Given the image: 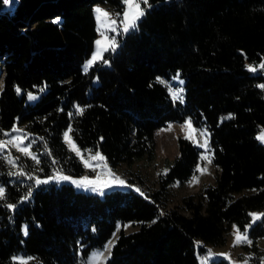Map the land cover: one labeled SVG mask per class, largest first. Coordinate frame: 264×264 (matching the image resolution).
<instances>
[{
    "label": "trees",
    "instance_id": "16d2710c",
    "mask_svg": "<svg viewBox=\"0 0 264 264\" xmlns=\"http://www.w3.org/2000/svg\"><path fill=\"white\" fill-rule=\"evenodd\" d=\"M96 3L118 11L125 5L19 0L10 12L0 0V131L24 125L25 144L39 160L0 155V264H22L16 256H34L38 264L86 260L118 225L103 264H200L205 246L223 244L232 223L247 232L241 247L248 259L262 264L264 213L252 224L250 214L264 208V144L256 137L264 126V0H148L136 27L104 53L107 63L85 72ZM177 73L182 102L159 80ZM42 87L34 103L26 102L27 90ZM186 120L205 129L216 173L179 206L164 209L169 185L194 176L202 152L185 136L158 171L157 187L144 193L115 187L99 195L69 181L35 183L54 172L85 171L65 143L67 129L81 152H99L114 168L152 159L156 130ZM128 222L137 229L124 232Z\"/></svg>",
    "mask_w": 264,
    "mask_h": 264
},
{
    "label": "rangeland",
    "instance_id": "374dc122",
    "mask_svg": "<svg viewBox=\"0 0 264 264\" xmlns=\"http://www.w3.org/2000/svg\"><path fill=\"white\" fill-rule=\"evenodd\" d=\"M18 2H19V0H9V3H6L4 0V6L10 12H13L15 10ZM97 7L102 9L104 12H107L110 15L111 19L116 21V23H115V25H113V27H115L117 30L116 31H106L105 35L107 37L114 39L116 41V44H117L118 34L123 33V31H122V24H123L122 17H123V13L125 10V5L121 11H118V10L114 9L113 7L106 5V4H100V3L94 4L93 10H94L97 34H96V37L94 39L93 51L91 52V55L89 56V58L84 62L83 66L85 65V63L88 60H90L92 55L95 53L96 48H97L96 42L98 40L99 41L104 40V37L101 36V26H100V24L96 18L95 9ZM141 8H142V4H141ZM105 52L106 51L103 52V60L102 61L106 64L107 59L104 58ZM248 66L252 67L250 64H248ZM176 76H177V74L173 75L168 80L163 78V77H159V80L163 81L167 85L168 89L171 88L173 91H176V90L182 88V85H183V83L182 84L179 83V81L176 79ZM179 80L183 81V78L179 76ZM0 89H1V82H0ZM41 89H43V90L41 91ZM45 90H46V88H44V87L39 88V90H37V91L27 90L25 92L26 102L34 103L39 98L41 93H43ZM21 91H20V93H21ZM28 93H31L35 97V99L29 100L28 99ZM186 122H188V120H186L183 123H177V122L171 121V122H168L165 126H162L156 130V132H155V152H154V156L152 159H148L147 157H142L140 159L135 160L132 164L120 163L119 165H117L114 168L108 166L106 161H104V163L107 164V169L103 168L102 166H96L98 164V162L94 161L92 163L95 166V170L93 171L91 168L85 167V171L80 176H70V175H67V174L62 173V172H54L50 177L41 178L40 180L46 179L49 182L50 181H56V182L69 181L72 183L73 180L79 181V180H82L84 178L96 180L99 177L101 179V181L103 182V180L107 179V176H106L107 170H110L111 173L114 174V176L119 177L120 179L124 180L125 184L127 186H119L115 180L112 181V184H113L112 187H103L102 184L101 185H94L92 187H85V186L77 187L76 184H74V183L73 184L81 190H84L87 192L98 193L99 195H102L106 190L111 189V188H115V187H119V188L131 187V188H134L136 190L138 189L140 192L144 193L146 191H149V190L157 187L156 181H157L158 171L165 167V165H166L165 160L166 159H168V160L172 159L177 154V137L178 136H185L186 137V135L188 134V130L183 127ZM13 128L18 129L19 131L13 132L12 131ZM192 128L195 129V140H193V139L192 140L198 146H199V144H203L205 142V139L207 140V135H206V137L202 136L201 132L206 133L205 129L198 128V127H195L193 125H192ZM68 131H69V129L65 130V132H68ZM65 132H64V134H65ZM5 133H8L9 135H5ZM261 134H264V126H261L258 129V131L256 133V137L261 135ZM17 135H20L24 138V145L23 146H27L25 144V139L28 137L29 133L27 131H25L24 125H19V124H15L10 130L0 131V141H8L10 139H14ZM71 140H72V138H71ZM262 143L264 144V142H262ZM76 147H77V145H76ZM200 148L202 149L201 161L197 165V169L198 168L203 169L204 170L203 174H201V172L197 171V173L194 176H192L187 182H185L183 184H179L177 182L170 184L169 185V199L166 202V207L164 209L179 206L182 196L189 194V193H196L203 184L211 183L214 181V176L216 173V167H215V165L212 164V162L209 163L208 160L203 159L204 156H208L210 158V152H209V150L206 151L203 147H200ZM6 154H10V155H13L16 157V156H19L21 153L18 152L16 150V148L12 147L11 145H6V147L2 151H0V155H6ZM89 154H94V153H88V154L83 153L84 158L87 159ZM15 168H16V171H20L18 167H15ZM57 175L68 176L69 180H57L55 178ZM193 177H197L198 182L193 183L192 182ZM263 213H264V208L251 211V214H259L260 217L262 216ZM250 223L251 224L253 223L252 218H251ZM233 226H235V228L238 229L237 226L234 223H232L230 226V229L227 233L225 242L221 245L211 246V249L208 246V248H206L204 251V252H206L207 259L200 260V261L207 262L208 264H214V263H212V260L218 259V258H224L229 262V264H254L248 259L247 254L243 251V249L241 247V244L244 242H241L239 244L235 243V229ZM119 228H120V225H118L116 231L113 233L112 238L107 242L106 246L110 242L111 243L114 242V239L117 236ZM121 228L124 232H131V231L137 229V225L134 223L128 222V223L123 224L121 226ZM240 234L243 235L244 232L240 231ZM246 235H247V232H246ZM247 241H248V237H247ZM247 241H245V242H247ZM258 244H259V246L264 248V237H260L258 239ZM106 246L104 248L105 250L103 249L104 251L103 250L102 251L93 250L90 253V255L87 257L86 260H79L73 264H90V261L92 260V257L94 254H102L103 260H102L101 264H103L104 260L110 254V252L108 251ZM216 251L219 253H216ZM15 259L21 261L22 264H32V262H35L38 264V260L34 256H16ZM202 262H201V264H202ZM262 264H264V262H262Z\"/></svg>",
    "mask_w": 264,
    "mask_h": 264
},
{
    "label": "snow or ice",
    "instance_id": "6c2138e0",
    "mask_svg": "<svg viewBox=\"0 0 264 264\" xmlns=\"http://www.w3.org/2000/svg\"><path fill=\"white\" fill-rule=\"evenodd\" d=\"M5 2L9 3V0H5ZM124 3H125V10H124L123 17H122V21H123L122 31L124 33H127L130 29H133L136 27V22L144 15V9L141 8V4L147 5L148 0H124ZM95 13H96V18L101 26V36L104 37V40L103 41L98 40L96 42L97 48H96L95 53L92 55L90 60H88L85 63L83 67V70L85 72H87L97 61L103 60L104 51H108V50L114 51L115 47L117 46L116 41L114 39L107 37L105 35L106 31H116L117 30L115 27H113L116 21L111 19L110 15L107 12H104L99 7L95 9ZM260 67L264 68V64L260 65ZM248 70L255 71L256 69L253 67H249ZM176 79L179 81L180 84L183 83L182 80H179L178 73H177ZM160 82L164 83L163 81H160ZM42 90L43 89H41V91ZM16 91L19 94L21 90L17 88ZM182 91H183L182 88L176 91H173L171 88H169V93L170 95H172L173 99L180 100L181 102L183 99L181 95ZM28 99L32 100V99H35V97L31 93H28ZM77 112L82 114L83 109L78 107ZM183 127L188 130V134L186 135L185 138L195 140V129L192 128L191 121L186 122ZM12 131L18 132L19 130L16 128H13ZM70 132H71V129H69V131L65 132L64 134L65 143L68 144L69 150L75 152L76 155L80 157L81 163H83V165L86 168H91L93 171L95 170V166L92 163L94 161L98 162L96 166H102L103 168L107 169V164L104 163L105 158L99 152H96L94 154H89L88 158L85 159L83 153L76 147L75 142L71 140ZM5 135H9V134L5 133ZM201 135L206 137L207 134L205 132H201ZM257 139L260 140L261 142H264V134L257 136ZM6 145H11L12 147L16 148L18 152L22 153L25 156H30L34 161H36V163H39V160H37V158L34 155H32L30 151V147L23 146L24 138L22 136L17 135L14 139H10L8 141H0V151H2L6 147ZM199 146L203 147L207 151L208 150L207 140L205 139V142L203 144H199ZM203 159L208 160V162L211 163V160L208 156H204ZM8 163L12 165L13 167L15 166V161H13L10 157L8 158ZM53 163H55V161H53ZM197 171L203 174L204 170L198 168ZM19 175H24V173L20 172ZM106 176H107V179L103 180V182L98 177L96 180H91L88 178H84L79 181L73 180L72 183L76 184L77 187H80V186L92 187L94 185H101V184L103 187H112L113 186L112 181L115 180L119 186H127L124 180L120 179L119 177L114 176V174H112L110 170H107ZM55 178L57 180H69V177L65 175H57ZM48 182L49 181L46 179L45 180H40V179L35 180V183L37 185L42 184V183H48ZM192 182L193 183L198 182V178L193 177ZM137 191L139 190L137 189ZM30 194L31 193L29 192L28 195L30 196ZM141 194L143 195V193ZM4 196H5L4 190L3 188H0V200H3ZM5 206L8 207L9 209H12L14 207V205H11V204H7ZM250 215L252 216L253 222H255L257 219H260L259 214H250ZM233 227L235 229V243L239 244L241 242L247 241L246 232L243 235H241L239 229H236L235 226ZM25 234H27L26 229H25ZM106 247L108 251L110 252L112 243L110 242ZM102 260H103L102 254H94L92 257V260L90 261V264H101Z\"/></svg>",
    "mask_w": 264,
    "mask_h": 264
},
{
    "label": "built area",
    "instance_id": "2783aa9c",
    "mask_svg": "<svg viewBox=\"0 0 264 264\" xmlns=\"http://www.w3.org/2000/svg\"><path fill=\"white\" fill-rule=\"evenodd\" d=\"M206 248H208V246L206 245L205 246ZM207 259V255H206V252H202L199 254V260H205Z\"/></svg>",
    "mask_w": 264,
    "mask_h": 264
},
{
    "label": "crops",
    "instance_id": "0c3cea01",
    "mask_svg": "<svg viewBox=\"0 0 264 264\" xmlns=\"http://www.w3.org/2000/svg\"><path fill=\"white\" fill-rule=\"evenodd\" d=\"M209 248L211 249V246H209ZM216 253H219V252L216 251ZM201 262L202 261H200V264H201ZM202 264H208V263L203 261Z\"/></svg>",
    "mask_w": 264,
    "mask_h": 264
}]
</instances>
